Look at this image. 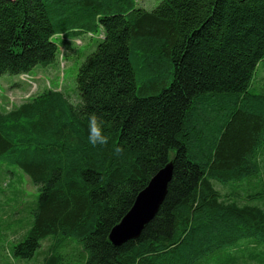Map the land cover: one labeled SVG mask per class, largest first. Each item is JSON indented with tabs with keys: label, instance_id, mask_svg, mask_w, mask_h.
I'll use <instances>...</instances> for the list:
<instances>
[{
	"label": "trees",
	"instance_id": "trees-1",
	"mask_svg": "<svg viewBox=\"0 0 264 264\" xmlns=\"http://www.w3.org/2000/svg\"><path fill=\"white\" fill-rule=\"evenodd\" d=\"M102 38L77 75L78 101L45 89L0 111V162L40 193L13 248L32 258L53 239L82 246L85 264H264V0H0V80L58 64V37ZM108 143L87 140L89 114ZM123 151L116 154L114 149ZM172 164L168 192L141 235L110 233L153 177ZM257 180L244 200L216 188Z\"/></svg>",
	"mask_w": 264,
	"mask_h": 264
},
{
	"label": "rangeland",
	"instance_id": "rangeland-1",
	"mask_svg": "<svg viewBox=\"0 0 264 264\" xmlns=\"http://www.w3.org/2000/svg\"><path fill=\"white\" fill-rule=\"evenodd\" d=\"M162 0H137L138 6L146 10H152ZM101 30L91 35H80L76 37L61 36L56 39L65 52L61 54L62 60L48 68L35 67L30 76L21 75L4 76L0 80V111L11 109L25 102L30 97L45 90L46 85L51 84L52 88L63 90L73 102L78 101L77 75L79 68L91 54L99 40ZM29 81L33 82L32 85ZM255 89L264 88V68L262 64L258 68L254 81ZM257 180L240 184L222 186L215 183L216 188L225 197L236 196L240 200L250 191L255 189ZM40 193L37 187L21 169L15 165L0 162V264H46L45 257L48 247L54 242L52 238L41 242V247L30 259L16 257L13 248L18 245L27 235L33 224V210L39 201ZM258 206L264 207V202H255ZM252 248L254 252L264 251L259 244L244 242L235 249L217 255V258L210 260L215 263L218 257L234 254L240 249ZM62 256V264H85L83 260L82 246L77 242L67 241L59 249ZM205 264V263H204Z\"/></svg>",
	"mask_w": 264,
	"mask_h": 264
},
{
	"label": "water",
	"instance_id": "water-1",
	"mask_svg": "<svg viewBox=\"0 0 264 264\" xmlns=\"http://www.w3.org/2000/svg\"><path fill=\"white\" fill-rule=\"evenodd\" d=\"M172 175L173 166L169 164L159 171L138 195L133 208L110 233L109 239L115 246L138 238L154 219L167 196Z\"/></svg>",
	"mask_w": 264,
	"mask_h": 264
},
{
	"label": "clouds",
	"instance_id": "clouds-1",
	"mask_svg": "<svg viewBox=\"0 0 264 264\" xmlns=\"http://www.w3.org/2000/svg\"><path fill=\"white\" fill-rule=\"evenodd\" d=\"M87 131V140L91 146H103L108 143V137L105 135L103 125L95 113L89 114ZM114 151L116 154H120L123 149L116 147Z\"/></svg>",
	"mask_w": 264,
	"mask_h": 264
},
{
	"label": "bare ground",
	"instance_id": "bare-ground-1",
	"mask_svg": "<svg viewBox=\"0 0 264 264\" xmlns=\"http://www.w3.org/2000/svg\"><path fill=\"white\" fill-rule=\"evenodd\" d=\"M154 218H155V217H154ZM120 223H121V222H120ZM120 223H119V224H120ZM119 224H118V225H119ZM115 227H116V226H115ZM115 227H114V228H115ZM114 228H113V229H114Z\"/></svg>",
	"mask_w": 264,
	"mask_h": 264
}]
</instances>
